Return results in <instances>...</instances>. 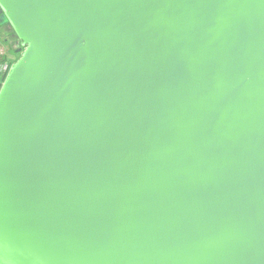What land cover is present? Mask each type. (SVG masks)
<instances>
[{"label": "water", "instance_id": "1", "mask_svg": "<svg viewBox=\"0 0 264 264\" xmlns=\"http://www.w3.org/2000/svg\"><path fill=\"white\" fill-rule=\"evenodd\" d=\"M4 26L0 264H264V0H0Z\"/></svg>", "mask_w": 264, "mask_h": 264}, {"label": "crops", "instance_id": "2", "mask_svg": "<svg viewBox=\"0 0 264 264\" xmlns=\"http://www.w3.org/2000/svg\"><path fill=\"white\" fill-rule=\"evenodd\" d=\"M7 27H0V37H2L3 39H5L6 41H8V48H5V50L7 51V56L12 58V59H17V55H16V49L18 48L17 43L15 42V39H12V37L8 36L7 37ZM14 55V56H13Z\"/></svg>", "mask_w": 264, "mask_h": 264}, {"label": "built area", "instance_id": "3", "mask_svg": "<svg viewBox=\"0 0 264 264\" xmlns=\"http://www.w3.org/2000/svg\"><path fill=\"white\" fill-rule=\"evenodd\" d=\"M17 57H18V54H17ZM15 60L8 57L7 51L5 50V48L2 45H0V79L1 80L4 78L6 73L9 71V66Z\"/></svg>", "mask_w": 264, "mask_h": 264}, {"label": "snow or ice", "instance_id": "4", "mask_svg": "<svg viewBox=\"0 0 264 264\" xmlns=\"http://www.w3.org/2000/svg\"><path fill=\"white\" fill-rule=\"evenodd\" d=\"M3 242H4V226H3V222L0 221V248L3 247Z\"/></svg>", "mask_w": 264, "mask_h": 264}, {"label": "rangeland", "instance_id": "5", "mask_svg": "<svg viewBox=\"0 0 264 264\" xmlns=\"http://www.w3.org/2000/svg\"><path fill=\"white\" fill-rule=\"evenodd\" d=\"M2 20V18H1ZM3 21V20H2ZM9 31V29L7 30V32ZM14 39V38H12ZM8 41H6L5 39H3L2 37H0V45H2L4 48H8ZM19 54L18 52H16V55ZM14 56V55H13Z\"/></svg>", "mask_w": 264, "mask_h": 264}, {"label": "trees", "instance_id": "6", "mask_svg": "<svg viewBox=\"0 0 264 264\" xmlns=\"http://www.w3.org/2000/svg\"><path fill=\"white\" fill-rule=\"evenodd\" d=\"M6 35H7V37H8V36H12V35H13V32H12L11 30H9L8 33H7ZM0 80H1V79H0Z\"/></svg>", "mask_w": 264, "mask_h": 264}]
</instances>
